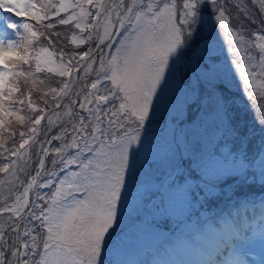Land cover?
I'll return each instance as SVG.
<instances>
[{
  "label": "snow or ice",
  "instance_id": "1",
  "mask_svg": "<svg viewBox=\"0 0 264 264\" xmlns=\"http://www.w3.org/2000/svg\"><path fill=\"white\" fill-rule=\"evenodd\" d=\"M0 13L26 18L0 21V264H109L170 88L181 128L203 113L230 136L241 174L219 186L264 196L250 170L264 167V0H0Z\"/></svg>",
  "mask_w": 264,
  "mask_h": 264
},
{
  "label": "rangeland",
  "instance_id": "2",
  "mask_svg": "<svg viewBox=\"0 0 264 264\" xmlns=\"http://www.w3.org/2000/svg\"><path fill=\"white\" fill-rule=\"evenodd\" d=\"M4 19L19 24L26 18L0 13V21ZM183 102L171 88L161 98L145 153L146 159L154 164L151 168L139 169L140 187L122 209L118 235L107 256L109 264H143L158 255V249L164 243L172 245L175 241L185 240L196 251L201 264H243L244 261L264 264V205L260 203L264 196H260L257 202L249 199L244 203L220 202L202 220L199 219L195 230L185 227L198 220L202 204L207 206L206 199L204 203L201 201V191L215 199L220 195L234 197L235 192L246 194L249 189L241 187L243 179L225 187L219 186L227 177L241 174L240 167L234 163L236 154L229 152L231 138L223 130L216 131L212 118L203 113L202 125L198 121L197 125L181 128L179 118L182 114L173 106ZM241 115L249 119L248 114L242 112ZM173 116L178 117L175 124ZM226 136H229L227 141ZM6 140L7 133H0V143ZM258 141L252 145L250 159H254L261 146ZM220 142L224 147L219 152L225 155L215 152ZM182 157L191 160L190 167L187 164L181 166ZM250 170L257 178L264 173L259 159ZM193 172L200 178H193ZM181 176L184 177L183 183ZM203 179L207 180L206 183L202 182ZM236 211H242L243 217ZM240 218L245 221V227ZM172 229L183 234L169 236L166 232Z\"/></svg>",
  "mask_w": 264,
  "mask_h": 264
},
{
  "label": "bare ground",
  "instance_id": "3",
  "mask_svg": "<svg viewBox=\"0 0 264 264\" xmlns=\"http://www.w3.org/2000/svg\"><path fill=\"white\" fill-rule=\"evenodd\" d=\"M251 209L252 208H249L248 210ZM235 213L241 217L244 215L242 211H236ZM239 221L242 223V226L243 224L245 225V221L241 220V218ZM234 236H236V234H234ZM189 244L187 243V240L181 242L175 241L172 245L164 243L159 247L158 255L151 258L149 262L143 264H186V262L187 264H201V261L196 258V251H194ZM250 264H254V262H250Z\"/></svg>",
  "mask_w": 264,
  "mask_h": 264
},
{
  "label": "trees",
  "instance_id": "4",
  "mask_svg": "<svg viewBox=\"0 0 264 264\" xmlns=\"http://www.w3.org/2000/svg\"><path fill=\"white\" fill-rule=\"evenodd\" d=\"M21 18V17H20ZM41 30H43L42 28H41ZM19 84H20V86H21V88H22V90L24 91V92H27V90L32 86L31 85V81L29 80V81H25L23 78H21V80H19ZM16 107H19V105H17ZM27 113V109L25 108V112L24 113H21V114H26ZM249 116L247 117V118H249V120L251 119V115H250V113L248 114ZM13 127H16V128H19V125L18 124H16L15 123V120H14V118H13ZM227 140H229V136L227 137L226 136V141ZM258 142H260V141H258ZM261 145V144H260ZM215 152L217 153V154H224V153H221V152H217V149L215 150ZM225 155V154H224ZM234 164V163H233ZM218 166H221V165H218ZM206 179L204 180H202V182L204 183H206ZM248 193H249V191H246V194H243V196L242 195H234V197L233 196H229V195H220V196H218L217 198H215V199H210L208 196H207V194H206V192H203V191H201V193H200V195L203 197L202 198V203H204V199H206L207 200V206H206V204L204 205V204H202L201 205V207L203 208V210H201L200 212H201V214H200V216H198V220H196L194 223H189V224H187V225H185V227L187 228V229H194L195 230V228L197 227V225H198V222H200V220H202L203 219V216L205 215V214H207L208 212H211V210L212 209H214L215 208V205H217L218 203H220V202H226V201H230L231 203H236V201L237 202H240V203H244V202H246L248 199L249 200H251L252 202H257V199L258 198H260V196H254V195H248ZM205 207V208H204ZM200 219V220H199ZM173 230V229H172ZM189 232V231H188ZM169 236H172V235H174V234H176V233H178V231H176V230H173V231H171V232H166ZM187 233V232H186ZM178 234H183L182 232H180V233H178Z\"/></svg>",
  "mask_w": 264,
  "mask_h": 264
}]
</instances>
